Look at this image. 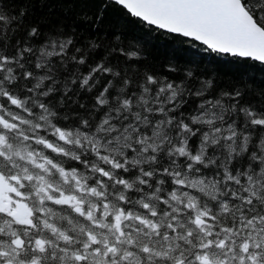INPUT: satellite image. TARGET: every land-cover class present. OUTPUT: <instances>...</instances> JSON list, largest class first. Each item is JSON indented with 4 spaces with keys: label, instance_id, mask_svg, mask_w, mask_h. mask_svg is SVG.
I'll list each match as a JSON object with an SVG mask.
<instances>
[{
    "label": "snow or ice",
    "instance_id": "1",
    "mask_svg": "<svg viewBox=\"0 0 264 264\" xmlns=\"http://www.w3.org/2000/svg\"><path fill=\"white\" fill-rule=\"evenodd\" d=\"M126 33L150 38V59L125 60V49L118 41ZM134 101L144 105L145 124L137 143L140 151L151 154L152 161L157 159L151 138L155 137L162 141L161 149L169 145V157L177 154L171 163L189 169L198 165L199 148H207L209 140L207 126L213 145L220 140L225 147L230 140L234 145L239 136L246 151L254 148L264 138V0H0V160L5 161L0 166V264H41L43 257L37 253L45 251V241L29 234L36 228L29 201L39 193L25 191L28 182L40 178L19 168L10 153L24 163L29 157L42 169L46 165L30 146L47 143L38 134L45 120L52 125L57 111L70 125L90 106L111 102L130 109ZM33 114L38 122L27 119ZM81 123L86 127L88 121ZM32 124L31 134L23 130L22 126ZM55 131L63 137L59 121ZM6 133L16 134L15 143ZM145 141L149 147L143 146ZM89 147L104 161L96 171L105 178L111 177L105 165L127 175L129 157L137 151L136 144L128 145L116 159L95 144ZM83 163L88 165L87 160ZM231 169L239 174L241 163H232ZM162 171L169 173L167 167ZM248 171L251 168L242 178L251 182ZM225 173L231 179V171L225 169ZM200 213L192 217L198 224L214 219L211 212L200 209ZM245 220L252 222L248 217ZM18 226L24 228V235ZM211 227L206 232L209 238L183 256L180 264H210L209 248L229 251L219 231L240 235L235 224ZM241 227H245L243 222ZM245 232L239 255L235 247L231 250L233 264H264L260 239L253 241L254 229L245 227ZM89 236L92 242L81 246L84 251L78 248L71 254L75 264H88L89 254L99 251L95 238ZM237 242L232 240L233 245ZM26 246L31 256L21 252Z\"/></svg>",
    "mask_w": 264,
    "mask_h": 264
},
{
    "label": "clouds",
    "instance_id": "2",
    "mask_svg": "<svg viewBox=\"0 0 264 264\" xmlns=\"http://www.w3.org/2000/svg\"><path fill=\"white\" fill-rule=\"evenodd\" d=\"M118 43L125 49L126 61L151 58L148 37L126 33ZM129 52L133 54L131 57L127 56ZM33 106L29 104V107ZM143 107V103L135 101L130 109L111 102L104 106H90L86 114L76 117L70 125L62 121L63 113L57 111L52 125L45 120L44 130L38 134L47 143L30 146L36 158L46 165L42 169L33 165L31 158L25 157L28 162L24 163L15 153H10L19 168H27L34 178H40L39 181L28 182L25 191L39 193L33 194L29 201L36 223V228L29 234L45 241V251L37 253L43 257L41 264H75L71 254L78 248L83 252L81 246L92 242L89 233L95 238V247L99 251L89 254L88 264H180L183 256L209 238L206 232L212 231V225L220 229L221 226L235 224L240 235L237 237L234 232L219 231L218 235L227 241L229 251L225 253L220 247L209 248L210 264H225V256L226 264H233L231 250L235 247L239 255V241L246 239L245 227L254 229L253 241L259 238L264 246V231H261L264 218L255 219L264 217V138L247 151L239 136L234 145L231 140L227 147L222 140L213 145L211 127L207 126V148H199L201 161L189 169L171 163V160L178 159L177 154L173 152L169 157V145L165 143L161 149L162 141L151 137L150 132L157 147V159L152 161L151 154L140 151L141 145L137 143L145 124ZM27 119L37 121V115ZM82 120L88 121L86 127ZM57 121L63 129V137L55 131ZM22 127L29 134L35 130V124ZM6 135L10 142L15 143V133ZM173 139L172 135L168 136L169 141ZM92 144L116 159L121 158L128 145L136 144L137 151L129 157L127 164L128 174L121 175L114 167L105 165L111 177H102L96 168L104 161L93 153L89 147ZM143 146L149 147L147 141ZM77 156L81 158L79 161ZM83 160L88 161L87 166ZM236 162L241 163L239 174L231 169V164ZM4 164L5 161L0 160V166ZM165 167L169 169L167 174L162 171ZM249 168L251 182L242 178ZM225 169L231 171V179ZM177 171L179 176L171 175ZM237 179H240L239 183ZM177 181H183V184ZM200 209L205 213L211 212L214 219L205 224L194 222L192 217L200 215ZM245 217L251 218L252 222ZM242 222L245 227H241ZM17 230L24 235L23 227L18 226ZM233 239L238 241L235 245ZM212 240L215 245V235ZM4 247L14 254L15 250L9 244ZM64 249L69 251H62ZM21 252L32 255L27 246Z\"/></svg>",
    "mask_w": 264,
    "mask_h": 264
}]
</instances>
